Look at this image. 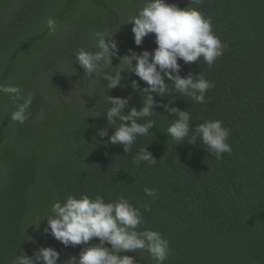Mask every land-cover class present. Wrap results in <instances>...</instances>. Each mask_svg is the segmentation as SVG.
I'll return each instance as SVG.
<instances>
[{
  "label": "trees",
  "instance_id": "obj_1",
  "mask_svg": "<svg viewBox=\"0 0 264 264\" xmlns=\"http://www.w3.org/2000/svg\"><path fill=\"white\" fill-rule=\"evenodd\" d=\"M165 2L210 18L226 47L211 67L203 58L178 60L182 78L201 74L214 87L203 105L174 92L153 94L157 114L138 122L151 119L155 127L126 154L123 146L107 143L120 123L108 125V96L130 97L127 114L144 99L131 81L141 90L147 85L121 73V87L109 90L103 72L119 71L129 50L139 55L157 47L154 34L136 46L128 24L147 0H0V85L18 86L32 97L28 119L20 124L10 119L16 105L0 94V264H11L21 252L31 258L41 247L59 253L57 264H71L83 248L99 244L94 238L65 247L45 233L42 220L70 195H99L106 203L123 197L139 208L144 223L137 230L157 231L169 241L164 264H264V0ZM49 18L58 25L54 34L46 27ZM96 32L115 34L119 52L112 67L88 78L75 55L98 50ZM163 105L187 110L192 129L222 121L230 130L231 154L216 159L199 138L177 145L166 134L177 117ZM105 128L108 136L101 138ZM146 147L157 162L134 164ZM146 187L157 195L147 196ZM121 255L156 264L147 251Z\"/></svg>",
  "mask_w": 264,
  "mask_h": 264
},
{
  "label": "clouds",
  "instance_id": "obj_2",
  "mask_svg": "<svg viewBox=\"0 0 264 264\" xmlns=\"http://www.w3.org/2000/svg\"><path fill=\"white\" fill-rule=\"evenodd\" d=\"M191 2L200 4L201 0ZM128 24L133 25L136 46H141L145 37L154 34L157 47L152 52L144 51L139 55L129 50L130 55L120 58L117 67L121 66V61L124 66L119 71L103 72V80L107 81L109 90L121 87V73H132L147 85L141 90L137 80L131 81L133 90L142 93L144 99L139 110L131 107L127 114L125 108L130 97L108 96V103L111 105L105 116L108 125L116 124L117 121L120 123L114 129V134L108 137L107 143L123 146L126 154L131 151L138 137L150 136V129L155 127V122L151 119H147L145 123L138 122L157 114L154 108L160 105L156 104L153 94L163 98L174 92L203 105L206 93L214 87L201 74H189L182 78L178 60L190 64L203 58L204 63L211 67L223 55L226 47L214 34L210 18H206L196 8L180 9L167 4L165 0H147L137 15L130 18ZM46 27L50 34H54L58 27L56 20L49 18ZM94 35L98 50L81 49L75 55V63L79 64L88 78L95 76L98 71L102 72L105 65L111 66L113 57H117L119 52L115 34L96 32ZM165 78L172 82L171 89L164 82ZM0 94L7 95L16 105L10 119L24 124L28 119L27 110L32 104V97H25L21 88L11 85H0ZM163 107L169 115L177 117L171 121L166 133L178 142L177 145L184 142L196 144L199 138L207 146L209 154L216 159H221L224 153L231 154L232 148L228 143L230 130L223 126L222 121L207 120L192 129L191 116L187 110L169 108L167 105ZM190 132L193 133L191 136ZM98 135L101 138L108 136L107 128L100 130ZM142 162H157L147 151V147L140 149L133 157L134 164L139 165ZM144 192L150 197L157 195L155 189L147 187ZM51 213L42 220L47 222L44 231L65 247L88 245L94 238L99 240V244L83 248L78 259L73 257L67 261L71 264H136L134 257L121 253H135L138 250L147 251L156 264H164L170 254L169 241L159 232L150 229L137 230L144 223L142 213L123 197L106 203L99 195L95 198L81 195L79 199L70 195L64 203L56 201L52 205ZM105 244L111 245V248L105 247ZM58 260L59 253L55 249L41 247L31 258L21 252L12 259L11 264H57Z\"/></svg>",
  "mask_w": 264,
  "mask_h": 264
}]
</instances>
